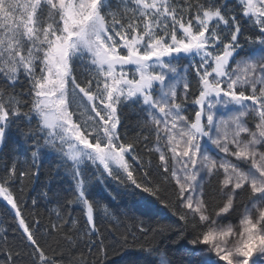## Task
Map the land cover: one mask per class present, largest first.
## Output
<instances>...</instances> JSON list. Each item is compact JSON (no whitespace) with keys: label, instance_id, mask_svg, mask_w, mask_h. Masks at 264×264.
I'll list each match as a JSON object with an SVG mask.
<instances>
[{"label":"snow or ice","instance_id":"obj_1","mask_svg":"<svg viewBox=\"0 0 264 264\" xmlns=\"http://www.w3.org/2000/svg\"><path fill=\"white\" fill-rule=\"evenodd\" d=\"M157 237L264 264V0H0V264H176Z\"/></svg>","mask_w":264,"mask_h":264},{"label":"trees","instance_id":"obj_2","mask_svg":"<svg viewBox=\"0 0 264 264\" xmlns=\"http://www.w3.org/2000/svg\"><path fill=\"white\" fill-rule=\"evenodd\" d=\"M128 119L126 120V125H127V132L129 136H132L134 133V128L133 125L135 124L136 121V116L134 114H128ZM20 123V126L23 127V123L22 122H18ZM122 131H125V129H122ZM5 152L7 151V149L4 150ZM50 161H46L43 171L45 173L49 172L51 170L50 168ZM51 167L54 168L55 165L54 163L51 164ZM43 180V177L41 178ZM64 188H67V184L63 185ZM30 189H26V191H28ZM41 191L40 188H37L35 192H32V195L35 196L38 194V192ZM29 203H30V198H29ZM49 208H51V206H49ZM33 211L31 208L27 209L25 211V214L27 215L28 212ZM38 211L42 214V216L45 219V222H47L48 220V216L49 213L48 211L45 209V207L42 205ZM53 215H55V213H53ZM73 215H75V213H73ZM111 221V222H110ZM236 221H233V223H235ZM116 224V220L112 219V218H107L105 219L103 217V213H101L100 219L98 220V226L101 228V230H105V229H111L113 227V225ZM6 227V225H5ZM172 239H175V237H172L171 239H165L163 237H157V239L155 241H152V243H158L159 247L161 250H166L167 252V256L169 259H172L176 262V264H189L190 260H195V257H187L184 255V253L182 252V246L181 248H176L174 246H172ZM43 242V241H42ZM49 243H52L51 239H48ZM84 253L87 254L88 253V249L84 248L83 249ZM77 255H79V253H77ZM89 260L92 259L91 256L88 257Z\"/></svg>","mask_w":264,"mask_h":264}]
</instances>
